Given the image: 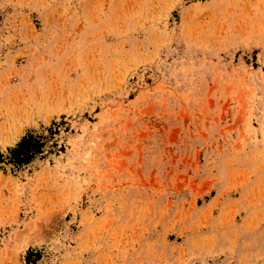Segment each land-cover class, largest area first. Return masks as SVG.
<instances>
[{"label":"rangeland","instance_id":"obj_1","mask_svg":"<svg viewBox=\"0 0 264 264\" xmlns=\"http://www.w3.org/2000/svg\"><path fill=\"white\" fill-rule=\"evenodd\" d=\"M0 264H264V0H0Z\"/></svg>","mask_w":264,"mask_h":264},{"label":"trees","instance_id":"obj_2","mask_svg":"<svg viewBox=\"0 0 264 264\" xmlns=\"http://www.w3.org/2000/svg\"><path fill=\"white\" fill-rule=\"evenodd\" d=\"M40 144L32 138H24L12 151V160L15 164L21 165L30 162L40 153Z\"/></svg>","mask_w":264,"mask_h":264}]
</instances>
